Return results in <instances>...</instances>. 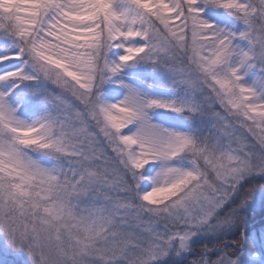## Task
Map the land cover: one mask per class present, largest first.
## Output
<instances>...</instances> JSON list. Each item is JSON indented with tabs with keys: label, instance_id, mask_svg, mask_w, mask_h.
I'll return each instance as SVG.
<instances>
[{
	"label": "snow or ice",
	"instance_id": "obj_1",
	"mask_svg": "<svg viewBox=\"0 0 264 264\" xmlns=\"http://www.w3.org/2000/svg\"><path fill=\"white\" fill-rule=\"evenodd\" d=\"M0 245L264 264V0H0Z\"/></svg>",
	"mask_w": 264,
	"mask_h": 264
},
{
	"label": "rangeland",
	"instance_id": "obj_2",
	"mask_svg": "<svg viewBox=\"0 0 264 264\" xmlns=\"http://www.w3.org/2000/svg\"><path fill=\"white\" fill-rule=\"evenodd\" d=\"M257 210H259V208H257ZM3 258H4V254L2 252V245H0V259H3ZM7 259L11 262L14 259V257L8 256Z\"/></svg>",
	"mask_w": 264,
	"mask_h": 264
},
{
	"label": "trees",
	"instance_id": "obj_3",
	"mask_svg": "<svg viewBox=\"0 0 264 264\" xmlns=\"http://www.w3.org/2000/svg\"><path fill=\"white\" fill-rule=\"evenodd\" d=\"M255 218H256V222L258 223L259 222V218H260V209L256 210Z\"/></svg>",
	"mask_w": 264,
	"mask_h": 264
}]
</instances>
